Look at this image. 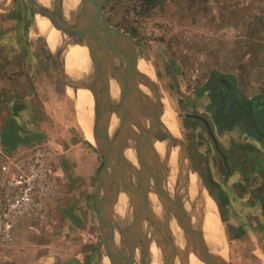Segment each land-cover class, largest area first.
Segmentation results:
<instances>
[{"label":"rangeland","instance_id":"rangeland-1","mask_svg":"<svg viewBox=\"0 0 264 264\" xmlns=\"http://www.w3.org/2000/svg\"><path fill=\"white\" fill-rule=\"evenodd\" d=\"M37 2L51 8L45 0H37ZM102 11L109 25L128 34L134 40L141 54L140 71L142 70L154 82L162 103L170 107L174 119L184 125L182 129L185 134L187 132V142L193 152H196L198 147L193 145L194 142L205 137L209 142L208 135L203 123L199 121L197 123L195 120L186 123L185 118L187 112L206 111L204 105L201 108L202 105L198 104L197 96L203 92L209 93L219 86L215 76L230 75L237 81L239 91L243 93L253 94L264 86V0H105ZM65 21L67 22L66 19ZM53 29L54 26L49 20L47 22L46 16L33 10L30 0H0V194L1 186L8 177V174L2 171L1 165L7 156L17 154L15 152L20 147L16 149V145L20 140L37 146L46 145L55 157L54 191L47 197L43 211L36 216L24 217L25 221L34 218L33 227L25 226L26 222L22 221L15 228V238L19 241L17 246L0 244V252L5 254L17 252V262L14 261L13 264H76L74 259L64 261L51 258L48 261L47 259L41 261L42 259L37 258L38 255H45L46 252L51 255L59 247H64L66 256L75 254L77 257H82L83 264H127L111 247L115 245L117 228H114L113 235L109 236L107 247L102 243V227L96 207L98 176L105 165L106 156L96 143L93 123L97 118L99 130L105 126L99 116L100 109H96V102L103 104L105 98L96 85L92 87L95 96L85 82L81 83L70 78L66 69L71 63H81L83 66L85 61L90 60L83 47L85 44L76 43L79 47L77 53L75 48L65 51L60 47L51 46V48L47 39L51 41ZM83 56L85 59L82 61ZM133 57L134 55L131 54V58ZM77 68L80 70L79 67ZM82 87L90 89L93 98L91 117L93 140L87 137L79 120L83 108L91 109L88 104L81 103L79 94L76 93L77 89ZM32 98L36 99L34 111L38 115L29 118L22 113L26 112L25 107L27 103L30 105L29 99ZM112 117L113 115L108 111V129ZM132 127L137 131L136 126L132 125ZM117 129L116 125L115 137L110 140V146L118 157H122L117 148L119 147ZM100 133L101 131L98 132V137ZM182 133L181 131V135L184 136ZM127 142L134 143V148L135 141L132 137H128ZM147 143L151 144V142ZM25 149L28 148L22 147L21 153L28 152ZM198 150L197 154L202 156V150L199 148ZM207 152L212 150L209 149ZM200 156L195 159V168L199 171V177L196 171L191 174L195 176L204 195L207 189L208 193H214L211 197L205 195L211 200L220 192L219 184L223 182V173L220 169L219 175L216 173L213 175H216L217 179H211L209 172L219 169L217 158L215 154H205L206 161L207 157H211L213 161L211 170H208L209 167L203 164L204 159ZM119 164H121L118 167L119 171L127 174L123 160ZM138 167L137 163L136 168ZM168 172L169 168L166 166V175ZM202 175L205 178H200ZM120 182L133 206L136 207L134 206L133 213L130 212L133 216L131 221L126 223L122 233L117 234L116 242L125 241L127 248L135 254L136 243L135 239L132 240L133 231L138 227L135 224L141 225L143 218L147 219V217L141 214L137 206L139 195L135 197L131 195L127 179L123 176ZM146 183L150 184L151 188V183L147 180ZM133 185L136 191L135 178ZM169 192L174 198L171 190ZM216 196L219 198L218 195ZM112 201L116 204L115 199ZM225 201L227 203L223 196L219 201L214 200L222 232L221 234L218 222L215 223L213 233L220 240V248L216 252L219 253L224 249L225 254L222 258L229 264H264V243L252 247L243 239L236 240L234 235L237 228L234 225L239 226L240 219L235 213L232 216L230 211H227L228 219L225 220L229 226L227 229L229 237L227 236L220 211V208H227L228 204L225 206ZM148 214L150 219L154 218L153 213ZM20 217L19 221L22 219ZM163 217L164 212L161 223L165 221ZM171 220L178 223L185 242L195 253L197 246L185 226H181V221L172 209L169 210V223ZM162 224L155 230L160 228L162 230ZM159 230L158 234L160 233L161 238L164 239L163 232ZM243 230L249 233L250 229L246 230L242 226L238 228V232ZM167 235L174 247L169 224ZM27 239L32 244L26 243ZM163 239L161 242L165 247L168 246L167 251L172 253L173 247ZM74 245L80 250L77 251ZM118 251L115 246V252L123 255V250ZM183 251L184 255L188 254ZM111 253L114 256L110 255ZM174 254L172 258L169 256L165 258L163 264H170L168 258L174 264ZM186 256L184 264H188ZM6 262L9 263L7 260ZM0 264L3 262L1 261Z\"/></svg>","mask_w":264,"mask_h":264},{"label":"water","instance_id":"water-1","mask_svg":"<svg viewBox=\"0 0 264 264\" xmlns=\"http://www.w3.org/2000/svg\"><path fill=\"white\" fill-rule=\"evenodd\" d=\"M30 2L33 10L46 16L55 28L63 30V32L75 43L87 45L89 58L92 64L104 65L106 68L97 82L92 85L87 84L91 90L93 89L92 87L96 85L105 98L103 104L96 102V109H100L99 116L101 117L102 124L105 126L99 130L97 127V118L94 119L93 123L96 143L106 156L105 165L99 172L96 189V207L101 221L102 243L107 247L109 236L113 235L114 230V225L109 220L110 212L115 206L112 199H114V195H116L112 190V186L117 178H119V180H117L119 183L124 176L127 179V186L129 187L131 195L134 197L139 195L138 190L135 191V189H133V177L136 176L137 173L142 179L144 177L143 180L146 185H148L146 180L149 181V183L152 182L157 193L161 196V203L163 205L165 217L161 230L164 234V242H167L172 246L167 235L169 210L172 209L177 214L178 219L185 226L190 237L197 246L195 254L198 257L202 258L207 264H229L223 258H219L215 252L211 251L209 242L205 239L202 229L192 223L189 213H187L183 206V199L187 192L189 176L194 172V167L190 161L183 140L180 137L171 134L161 121V115L158 108L161 110L163 105L154 82L137 68V64H130L126 60L117 61L118 58L114 54L115 48L127 55L132 54L137 59H139L141 54L137 50L134 40L128 34L115 29L105 21L102 13L105 0H80L76 11L71 18V23L66 22L63 17L61 10L62 0H51V8L42 6L37 0H30ZM82 29L86 31L81 32ZM111 78L116 82L119 89L121 100L118 105L112 102L110 98L109 79ZM138 79L147 81L152 86L154 95L148 97L141 93L138 87ZM108 111L116 117L118 122L117 143L119 144V150L122 157H118L110 146L111 139L108 137L109 129L107 127ZM132 125L136 126L137 131H135ZM99 131H101V133L98 137L97 135ZM142 134H145V136L151 140V144H148L141 139ZM128 137H132L135 141L134 151L138 155V169L131 167L132 165L123 158V148L127 144ZM156 141H165L166 151L163 156L157 153L153 146ZM173 149H176L178 162L183 167L181 168L183 174V184L181 186L182 191L180 195L174 194V198L170 196V192L165 185L166 166L162 163V159L165 156H171ZM122 160L127 169L133 172V174L131 173V176H129L128 171L127 174L123 171H119L121 175L118 174L116 166L119 165ZM117 161L119 162L117 163ZM126 175L128 177H126ZM198 188L199 193H197L194 199L193 208L197 207L199 198L204 195L201 188ZM102 190L103 192H101ZM147 208H144L143 211L140 209V211L143 217L145 216L148 218V213H146ZM129 233L132 234L131 231ZM116 254L123 258L122 255L118 253ZM169 260L171 259H168V261ZM169 262L172 264L171 261Z\"/></svg>","mask_w":264,"mask_h":264},{"label":"crops","instance_id":"crops-1","mask_svg":"<svg viewBox=\"0 0 264 264\" xmlns=\"http://www.w3.org/2000/svg\"><path fill=\"white\" fill-rule=\"evenodd\" d=\"M215 78L217 79L216 83L219 86L209 91V93L203 92L197 96L198 104L202 105L201 108L204 105L203 108L206 111L204 110L205 112L201 111L199 113L187 112L185 118L186 123H190L192 120V122L195 120L197 123L198 121L203 123L206 127L205 130L209 142L205 137V139L201 138V140H197L194 144L192 143L194 146L198 145V147H196L197 151L193 152L192 147L189 146V143L187 142V132L185 134L182 129L184 125L182 123L179 124L175 119L179 131L177 137L180 136L183 140L190 161L194 167V172L196 171V173H198V177L199 171L195 168V159L197 160L200 156L197 154L199 151L198 148L203 152V155L200 157H203V164H207L206 167H209L208 170H211L212 167L210 166L213 161L210 159L211 157H207L206 161L205 154H215L219 169L218 171H214L213 169L209 174L211 179L216 180V175H219L220 169L223 173V182L219 184V188L221 187V189H219L220 192L216 195H218L220 199L223 196L227 200V203L226 201L224 202L225 206L228 204L227 208H220L221 219L225 224L227 236L229 237V231L227 230L229 226L225 220L228 219L227 211H230L232 216L235 213V215L239 217L241 224H239V226L236 224L234 225V227L237 228L234 237L237 238L236 240H245L246 243L253 247L264 243V86L259 92L256 90V93L249 94L239 91L237 81H235L230 75L218 74ZM231 88L235 95L233 103L230 99L231 96L229 97L227 95L229 94L228 90ZM215 90L218 91V95L215 94ZM219 95L223 96V98L219 97ZM29 100L30 105L27 103V107H25L26 112H23L22 114L27 117L29 116L30 118V116H37L38 114L34 111L36 108L34 101L36 99L32 98ZM181 131L184 133H182L184 136L181 135ZM34 146L35 145L31 142L20 140L16 145V149L20 148L16 150L15 153H21L22 147H27L28 149L25 150L29 152ZM209 149H211L212 152L208 153L207 151ZM50 158L52 164H55L54 155L51 154ZM203 159L199 160L202 161ZM61 160L63 161V159ZM3 172L7 174L6 171ZM215 173L216 175L213 176ZM201 177L205 178L204 175L200 176V178ZM210 193H208L207 189L205 195H210L211 197V195L214 194L213 192ZM216 195L210 200L213 204L215 199L219 201V198H217ZM219 206L221 205L219 204ZM24 217L30 216L22 215L20 217L22 219L20 221L18 219L12 229V238L7 241L0 237L1 245L10 247L15 244L17 246L19 241L15 238V228L21 224L22 221L26 222L25 226L33 225L32 219L34 218L25 221L26 218ZM246 222H248V224ZM241 226L246 230L247 228L250 229L249 233H246L244 230L238 232V228H241ZM229 240H231V238H229ZM25 241L26 243H31L29 239ZM22 242H24V240H22ZM75 249L77 251L80 250L78 247H75ZM64 252V247H59L56 251H53L51 255L49 252H46L45 255H38L37 258L42 259L41 261L46 259V261H48L51 258L64 261L74 259L76 260V264H83L84 259L82 257H77L75 254L66 256ZM16 253L5 254L1 251L0 262L2 261L3 264H13L15 261L14 263H16L18 258ZM6 260L9 261V263L6 262Z\"/></svg>","mask_w":264,"mask_h":264},{"label":"bare ground","instance_id":"bare-ground-1","mask_svg":"<svg viewBox=\"0 0 264 264\" xmlns=\"http://www.w3.org/2000/svg\"><path fill=\"white\" fill-rule=\"evenodd\" d=\"M45 1H46V4L48 6L51 5V0H45ZM79 1L80 0H62L61 10H62L63 17H64V19L67 20V22L71 21V18L73 17V14L75 13V11L78 7ZM48 20L49 19L47 18V22H48ZM53 31L54 32L52 33L51 41H49L47 39L49 47H51V46L53 48L60 47V49L63 48L64 51H65V49L66 50H73L75 48L76 49V50L74 49L75 52L76 53L78 52L77 48H79V47H77L76 43L73 40H71V38L68 37L63 32V30L54 27ZM85 31L86 30H84V29L81 30V32H85ZM83 47H84L85 51L88 53L87 46L83 45ZM114 54L118 58L117 61H119V59H122V61L126 60L130 64H135V65L137 64V67L139 69L140 58L137 59L135 56L133 58H131V54L127 55L126 53H124L122 51L121 52L118 51L117 48L114 49ZM88 55H89V53H88ZM67 56L70 57L72 55H67ZM73 58H74V56H73ZM84 59H85V57L83 56V58H81V60L83 61ZM77 67H79L80 70ZM66 69L70 75V78L76 79V80L80 81L81 83L85 82L86 84L92 85L93 83L97 82L100 79L102 72L106 68L104 65L103 66L102 65H94V64H92V62L90 60H88V61H85V64L83 66L81 65V63H77V64L71 63L68 66H66ZM82 86H84V84ZM138 87H139L141 93H143L144 95H146L148 97H151L152 95H154L152 87L150 86V84L147 81H143V80L139 81ZM89 90L90 89L82 87V88H78L76 93L79 94V98L81 99L80 101L82 104H88L89 107H91V109H88V110L84 109V108L82 109L81 115L79 116V120H80V123L82 124V126L84 127V131L86 132L87 137L90 140H93L92 134H91V124H92L91 117H92L93 98H92L91 92ZM109 93H110L111 101L114 102L116 105H118L120 100H121V97L119 95L118 86L112 78L109 79ZM162 105H163V107L161 110H160V108H158L160 111V115H161V121L167 127V129L171 132V134L177 136L179 131H178V127H177V124L175 122L174 116L172 114V111L166 103H162ZM81 116H82V119L84 120V122L81 119ZM116 125H117V119L113 115V117L111 118L110 123H109V132H108V134H109L108 136H109V139H111V141H112L113 136L115 137ZM143 136H145V134L141 135V139L144 142H146V143L151 142L150 139H148L146 136H145V138H143ZM133 145H134V143L132 144L130 142L129 143L127 142V144L123 148V153H124L123 158H125V160L128 161L130 163V165H132L131 167L136 168V165L138 163L137 162V160H138L137 156L138 155H137V153H135ZM153 146H154L156 152L159 153L161 156H163L165 154V151H166L165 141L164 142L156 141L153 144ZM117 148H119V147H117ZM118 162L119 161H117V163ZM162 163H164V165L169 168V172L165 177V179H166L165 185H166L167 189L171 190V193H173L175 195L176 194L180 195L181 191H182L181 186L183 184L182 183L183 174H182L181 168H183V167L178 162L176 149H173L171 156H165L162 159ZM120 165L121 164L116 166V169L118 171L120 169V168H118V167H120ZM127 171H128V174L130 176H131V173L133 174V172H131L129 169H127ZM135 177L137 178V190L139 192V202H138L137 206L142 211L144 210V208L148 207L147 213H153L154 218L153 217H151V219L150 218H147V219L143 218V221L141 220L142 223H141V221L139 222V223H141V225L135 224L138 227L140 226L139 230H138V227H136L137 229H135V231H133L134 238H132V240L135 239L134 242L136 243V248H137L135 250V254L133 253L134 251L127 248V246L125 245L126 244L125 241L122 243H121V241L116 242V240L118 239L117 234L122 233L124 230L123 229L124 226L127 225L126 223L131 221L130 219L133 216H131L130 212L132 211V213H133V211H134L133 208L135 206V205L133 206V202L130 200V198H128V194L126 193V191H124V188L121 186L122 183L121 182L118 183L117 180H119V178H117L114 185L112 186V190L114 191V193H116V195H114V199L116 201V204H115L114 209L111 210L110 216H109L110 222L114 223V228H117V231L116 230L115 231L118 232L114 238L115 245L114 244H113V246L111 245L114 253H115V246H116L117 250H119V251L123 250L122 256H123V259L126 261L127 264H141V263L142 264H163V262L165 261V258L167 259L168 256L171 258L173 257V253H175L174 254L175 255L174 256L175 257L174 264H184V262H185L184 260H186V258H185L186 255H188V257L186 256L188 258V261H187L188 264H207L202 258L198 257L195 253H193L190 250L191 246L185 242V239L183 238V235L180 231V227L178 226V223L175 222V220H171L169 223V231H170V234H171V236L173 238V242H174V247L172 248L173 252L171 253L170 251L169 252L167 251L168 246L166 245L167 247H165L163 245V243L161 242V239H163V238H161L160 233L158 234L159 229L155 230V228H157L160 224L164 223V222H162V223L160 222V221H163L161 217L163 216V212H164L163 207H162L163 205L161 203L162 202L161 196H159V194L157 193L152 182H151V188H150L149 187L150 184L146 185L145 181L137 173H136V176H134L133 178H135ZM198 187H199V185L197 184L195 176L193 174H191L189 176L187 192H186L185 198L183 199V202H184L183 206L186 209L187 213H189V216L191 217L192 223L195 226L202 229V231L205 235V239L209 242V247H210L211 251L212 252L215 251V253H217L216 250H219V248H220V246H219L220 240L217 239V237L213 233L215 230L213 226L215 223L217 224V222H218V225L220 228V233L222 234L221 226H220V220L218 218L217 211L215 209V205L213 204L212 201H210L204 195L201 198H199V201L197 203V207L193 208L194 199H195L197 193H199ZM184 190H185V188H184ZM145 211H146V209H145ZM182 225L183 224L181 223V226ZM183 227H184V225H183ZM128 228H129V226H128ZM160 230H161V228H160ZM161 233H162V231H161ZM186 233H187V231H186ZM131 237H133V236H131ZM132 240H131V242H132ZM128 241H130V240H128ZM149 241L151 243H149ZM134 242H132V243L134 244ZM145 248H147V249L145 250ZM132 249H133V247H132ZM183 250H185L188 254L184 255L185 253ZM223 250L224 249L220 250L219 253H217L219 258L220 257L222 258L224 256L225 252H223ZM107 255H109V254H107ZM110 255H112V254H110ZM137 255H138V257H137ZM139 256H140V261H139ZM104 260H105V258H104ZM106 262H107V260H106ZM114 262H115V260H114Z\"/></svg>","mask_w":264,"mask_h":264},{"label":"built area","instance_id":"built-area-1","mask_svg":"<svg viewBox=\"0 0 264 264\" xmlns=\"http://www.w3.org/2000/svg\"><path fill=\"white\" fill-rule=\"evenodd\" d=\"M46 145H35L29 152L7 156L1 169L6 178L0 198V237L12 238V229L22 215L36 216L43 211L54 191L55 172Z\"/></svg>","mask_w":264,"mask_h":264},{"label":"flooded vegetation","instance_id":"flooded-vegetation-1","mask_svg":"<svg viewBox=\"0 0 264 264\" xmlns=\"http://www.w3.org/2000/svg\"><path fill=\"white\" fill-rule=\"evenodd\" d=\"M229 91V94H227L229 97L231 96V102L233 103V101H234V99H235V95H234V91H233V89L231 88V89H229L228 90ZM215 94H217L218 95V91L217 90H215ZM228 96H226V97H228ZM219 97H221V98H223V96H221V95H219Z\"/></svg>","mask_w":264,"mask_h":264}]
</instances>
